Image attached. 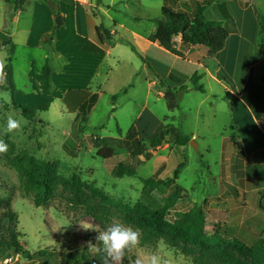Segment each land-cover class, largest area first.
<instances>
[{
    "label": "rangeland",
    "instance_id": "1",
    "mask_svg": "<svg viewBox=\"0 0 264 264\" xmlns=\"http://www.w3.org/2000/svg\"><path fill=\"white\" fill-rule=\"evenodd\" d=\"M91 1L98 5L96 0ZM221 1L223 0H216L215 4ZM139 2L135 4L132 0H100L103 9L107 10L109 7V17L102 14L98 19L92 15L86 16V32L91 34L92 23L99 19L108 30L113 28L112 21H115L117 40L118 33L121 34L120 38L127 36L131 39V32L134 30L147 32L151 24L149 19L161 18L164 3L160 0ZM239 2H249L256 13L264 16V0ZM212 6L206 9L205 18L215 21L216 8L213 9ZM86 9L89 7L86 6ZM221 10L227 12V9ZM87 11L90 13V9ZM134 17L140 20L137 21ZM177 38L179 37L174 39ZM262 46L264 50V44ZM195 49L192 55L185 57L187 59H178L169 53L158 55L151 50L147 53L146 61L153 63L160 78L166 80L170 74L178 72L184 79L188 74L186 69L192 67L191 62H199L202 52L206 50L199 46ZM113 53L95 78V82H100L102 88L99 93L92 92L97 94L98 100L84 122L77 118L78 111L69 113L58 97L48 103L47 111L37 112L30 121L19 109L13 107L10 92L2 91L7 85L0 89V140L8 145V150L0 153V200L9 199L16 215L15 222L5 223L4 229L13 231L17 242L31 255L28 258L12 248L3 247L0 249V264H104L106 254L96 237L112 223H122L115 219L102 228L80 210L68 208L59 198L50 201L46 207H35L32 197L21 194L18 175L6 160L7 157L12 158L20 153H25L36 166L44 168L50 175L62 178L78 176L87 193L93 187L121 204L134 206L145 202L152 208L160 206L161 199L170 193L172 186L166 180L172 178L173 171L179 164L184 163L175 185L184 190L187 198L170 211L168 223L172 224L176 213L201 207L205 216V234L211 245L239 256L248 264H258L251 257L240 255L236 251L235 242L247 247L254 246L264 252V159L258 160L259 155L253 160L245 161L241 158L239 141L230 127L227 102L218 96L219 91L212 82L196 81V85L201 86L206 93L201 96L200 93L190 92V82L185 81L182 87L175 89L171 88L176 84L174 80L165 81V87L179 94L178 110L173 114L168 111L165 100L158 96L164 86L147 85V76L149 80L153 76L139 56L130 54L125 45H120ZM11 56L12 67L15 69L14 84L17 88H22L25 85L21 78L23 63L15 61V57ZM40 56L41 53H38V60ZM115 58L121 61V66L115 65ZM52 59H56L60 72L61 60L58 57ZM184 60H190V64L183 62ZM260 71L264 73V67ZM131 73L136 75L129 85L133 89L120 87ZM94 88L95 83L91 86L92 91ZM183 88L186 91H182ZM123 90H130L129 94L125 96ZM37 98L41 100L39 96ZM221 99L224 101H220ZM43 103L46 102L38 104ZM144 108L154 115L157 123L161 122L164 126L172 124L182 135L178 144L167 135L160 149L149 150L152 157H155L136 167L138 160L129 156L131 147L126 135L134 127L137 114ZM9 117L20 122V127L11 133L6 131V120ZM162 131L158 134L159 137ZM190 134L197 138L192 139ZM222 135L223 140L220 139ZM91 139H114L121 142L115 144L114 157L104 160L96 156L97 149L93 147ZM261 156L264 158V151ZM119 162L127 163L136 172L135 175L115 177L112 171ZM161 170V184L155 192L144 197L139 178H157ZM102 206L112 213L120 212L113 205ZM139 238L140 243L127 250L116 264H137V261L149 264V258L153 254L161 258L162 264H192L190 258L168 247L162 239L143 243L140 236ZM109 264L113 262L109 261Z\"/></svg>",
    "mask_w": 264,
    "mask_h": 264
},
{
    "label": "crops",
    "instance_id": "2",
    "mask_svg": "<svg viewBox=\"0 0 264 264\" xmlns=\"http://www.w3.org/2000/svg\"><path fill=\"white\" fill-rule=\"evenodd\" d=\"M132 1L135 4L140 3L139 0ZM192 1L179 0L177 9H183L184 5L192 7ZM221 4H224V9H227L228 15L233 19L232 22L223 19L226 12L221 10ZM86 6L89 7L90 13ZM212 8H216L215 21H220L224 27L234 28L236 31L228 35L224 48L216 55L207 56V50H204L199 62H191L192 67L186 69L188 71L186 78L182 79L177 72L170 74L165 80L159 77V72L151 60V64L146 61L148 60L147 53L151 50L158 55L169 53L158 43L149 39L155 31L157 18L149 19L151 24L147 32L134 30L131 32V39L127 36H124V39L120 38L121 34L118 33V40L115 30L117 24L113 20V28L110 30L105 28L113 35L115 42L113 46H109L99 41L95 31L97 26L102 25L101 19L92 23L91 34L86 32L85 23L86 16L92 15L93 18L98 19L97 17L101 18L102 14L109 17V7L105 10L101 4L95 5L91 0H29L21 10L16 11L12 2L0 0V86L3 87L6 84L5 65L8 48L3 46V42L9 40L14 45L15 61L22 62L24 66L21 78L25 85L22 88H17L14 84L15 69L12 67L14 102L25 108H32L39 105V102L49 103L58 97L69 113L71 112L70 107H73L75 112L78 111V106L82 101V95L77 92L86 91L90 95H94V92H101L102 86L100 82H95V78L105 65L106 59L116 54L113 51L120 45H125L130 50V54H135L129 47L131 43L152 70L151 72L142 61L150 75L153 76L152 80H149L148 76L146 78L149 87H160L159 80L169 82L172 77L177 82H174L176 84L171 88L178 89L185 81L189 83L194 74H196L197 82L199 80L212 82L219 91L218 96L227 102L230 127L239 141L241 158L245 161L253 160L256 155H259L258 160L264 159L261 156L264 151V73L260 71L264 67V50L258 33L259 22L255 8L249 2L240 3L239 0H223L213 5ZM55 10L61 16L62 25L59 29L55 28ZM134 19L140 20L138 17ZM52 33H54L53 37ZM46 41L51 42V51ZM175 41L173 46L181 53V56L171 55L178 59H187L185 57L192 55L198 47L182 46L180 38ZM38 53H41L40 60L37 59ZM52 57H58L61 60L60 72L57 69L56 59L53 60ZM47 58L52 70L53 88L51 91H46L41 84V69ZM114 61L117 67L121 66L118 58ZM183 62L190 64V60ZM131 74L126 82L120 84V87L133 89L129 85L132 84L131 81L136 75ZM93 83H95V88L92 91ZM198 87L200 91L191 86L190 92L205 96L203 88ZM164 89L166 90L165 86ZM164 89L158 95L159 97H164ZM129 91H126L125 96L129 94ZM38 96L41 100L37 98ZM223 99L220 101H224ZM96 102L86 115V120ZM176 112L177 110L173 114ZM156 123L154 115L149 110L145 108L141 110L133 123L138 132V139L158 136L164 124L159 122L156 125ZM190 136L192 139L197 138L194 134ZM222 137L223 135L221 140H223ZM163 170L158 174L157 179L161 180Z\"/></svg>",
    "mask_w": 264,
    "mask_h": 264
},
{
    "label": "trees",
    "instance_id": "3",
    "mask_svg": "<svg viewBox=\"0 0 264 264\" xmlns=\"http://www.w3.org/2000/svg\"><path fill=\"white\" fill-rule=\"evenodd\" d=\"M5 1L12 2L14 9L17 11L21 10L29 0ZM96 1L97 4H100V0ZM160 1L164 3L161 8V18L156 22L155 31L149 39L152 42L158 43L159 46L170 54L181 56V53L173 48L174 38L179 37L182 46L203 47L207 50V56H214L224 48L228 35L236 31L234 28L224 27L220 21L205 18L206 9L215 4L216 0H193L192 8L184 5L183 9H177L179 0ZM220 8L224 9V4H221ZM55 14L56 16L59 15L56 10ZM255 14L259 22V35L263 38L264 16L256 12ZM223 19L232 21L227 12ZM95 31L102 44L109 46L115 44L113 35L102 25L97 26ZM53 36L54 33H52ZM261 43L262 45L264 44L263 39ZM46 45L50 47L51 51V42L46 41ZM3 46L8 48L5 65V83L7 87L4 90L10 92L13 107L19 109L22 115L31 121L37 112L47 111L49 104L43 103L32 108H25L14 102L11 59V55L14 53V45L9 40H5ZM129 47L152 72L149 65L145 63L131 43ZM41 73L42 87L46 91H51L53 88L51 84L52 70L48 58L41 69ZM196 78V74H194L190 83L193 89L200 91V87L196 85ZM170 80L174 79L171 77ZM159 84L165 86V82L162 80H159ZM0 89H2L1 86ZM181 90L186 91L184 88ZM77 93L82 95V101L78 106L77 118L79 117L84 122L86 121V115L93 108L98 97L96 94L90 95L86 91ZM122 93L125 94L126 90H123ZM163 98L169 112L173 113L178 110L179 94L176 91L166 87ZM114 99L115 96L112 97V100ZM69 110L74 112L73 107H70ZM117 131L120 133L119 129ZM167 135H170L174 139V143L178 144L182 134L178 128L169 123L164 126L160 137L155 136L144 141L138 139V132L135 127H132L128 131L126 139L130 142L131 147L129 156L133 160H138L136 161V167L142 166L151 160L152 155L149 150L154 151L160 147ZM90 142L97 149L96 156L109 160L115 155V144H119L121 140L91 139ZM140 157L142 159H139ZM6 160L8 165L18 175L21 194L24 197H32L35 207H46L50 201L59 198L68 208L80 210L85 216L95 220L102 228L118 219L123 224L130 226L134 230H138L143 243H153L162 239L168 247L190 258L192 264H248L239 258V256L211 245L209 238L205 234V216L201 207H193L187 212L176 213V218L173 219L172 224L168 223L167 216L170 211L178 203L185 201L187 198L184 190L175 185V181L178 179L184 163L179 164L173 171L172 178L166 180V183L172 186L170 193L161 199L160 206L152 208L145 204V202H139L134 206L121 204L108 197L101 190L93 187L89 188V193H87L83 188V182L78 176L73 175L69 178H62L55 174L50 175L44 168L36 166L25 153L17 154L12 158L7 157ZM112 173L115 177L121 178L123 176H134L136 172L127 163L119 162L114 167ZM139 180L143 185L142 195L144 197L155 192L161 184V181L156 177L154 179L139 178ZM102 204L118 207L120 210L119 214L112 213L109 209L104 208ZM15 220L16 215L11 208V201L9 199L0 200V249L3 247L12 248L16 253L30 258L31 255L27 251H24L21 244L17 242L15 233L10 229H4L5 223L13 224ZM235 248L240 255H247L257 261L258 264H264V252L261 249L254 246L247 247L239 242H235ZM85 259L86 261L88 260L87 257Z\"/></svg>",
    "mask_w": 264,
    "mask_h": 264
},
{
    "label": "clouds",
    "instance_id": "4",
    "mask_svg": "<svg viewBox=\"0 0 264 264\" xmlns=\"http://www.w3.org/2000/svg\"><path fill=\"white\" fill-rule=\"evenodd\" d=\"M20 127V122L11 117L6 120V131L11 133ZM8 150V145L0 140V153ZM140 234L138 230H134L122 223L115 222L108 226L104 231L99 232L96 239L102 245V251L106 254L104 264H113L120 261L123 254L136 247L140 243ZM137 264H140L137 261ZM149 264H162L161 258L158 255H151Z\"/></svg>",
    "mask_w": 264,
    "mask_h": 264
},
{
    "label": "water",
    "instance_id": "5",
    "mask_svg": "<svg viewBox=\"0 0 264 264\" xmlns=\"http://www.w3.org/2000/svg\"><path fill=\"white\" fill-rule=\"evenodd\" d=\"M54 22H55V28L59 29L62 25L61 16L60 15L56 16ZM191 144L194 145V143Z\"/></svg>",
    "mask_w": 264,
    "mask_h": 264
}]
</instances>
